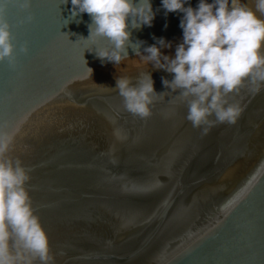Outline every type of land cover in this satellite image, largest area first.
Returning <instances> with one entry per match:
<instances>
[{"label": "water", "instance_id": "95a60500", "mask_svg": "<svg viewBox=\"0 0 264 264\" xmlns=\"http://www.w3.org/2000/svg\"><path fill=\"white\" fill-rule=\"evenodd\" d=\"M63 2L33 0L26 12L10 0L17 53L29 52L14 70L0 63V136L30 176L52 264H264V88L242 89L237 121L205 134L165 92L172 76L133 50L164 38L174 56L182 13L151 0V26L132 30L114 65L96 55L105 39L85 40L89 15L72 18ZM148 72L165 93L140 118L124 110L115 78Z\"/></svg>", "mask_w": 264, "mask_h": 264}, {"label": "clouds", "instance_id": "9594fccd", "mask_svg": "<svg viewBox=\"0 0 264 264\" xmlns=\"http://www.w3.org/2000/svg\"><path fill=\"white\" fill-rule=\"evenodd\" d=\"M9 2L0 0V63L6 61L14 70L19 53L27 54L29 48L21 45L17 53L8 20ZM32 2L15 0L26 12ZM161 3L166 13H182V40L174 56L162 52L172 48L164 38L143 52L144 42L134 43L136 55L154 70L172 76L170 80L162 77L164 87L170 89L165 92L175 94L186 107V119L194 128L206 134L216 124H234L243 111L235 97L242 89L256 94L264 88V0H255L254 8L245 0H199L196 7L190 0ZM71 5L72 18L87 13L91 19L85 40L107 41L95 49L97 57L114 65L128 57L132 30L151 26L156 15L151 0H71ZM33 19L29 14L21 23ZM115 80L124 110L140 118L149 117L155 101L165 93L156 92L151 72L135 82L127 77ZM9 144L8 137L0 136V264H52L49 237L26 188L30 176L21 161L9 155Z\"/></svg>", "mask_w": 264, "mask_h": 264}]
</instances>
